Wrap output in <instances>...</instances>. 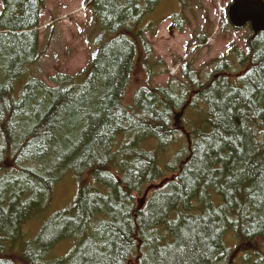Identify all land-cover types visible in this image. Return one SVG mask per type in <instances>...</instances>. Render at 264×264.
<instances>
[{
    "label": "trees",
    "instance_id": "obj_1",
    "mask_svg": "<svg viewBox=\"0 0 264 264\" xmlns=\"http://www.w3.org/2000/svg\"><path fill=\"white\" fill-rule=\"evenodd\" d=\"M162 2L88 0L90 63L51 87L30 70L44 56L46 0H1L0 264H225L229 233L238 243L264 237V32H247L249 55L232 49L205 77L186 61L155 87L168 66L147 38L157 21L145 18ZM173 21L184 33V13ZM138 70L145 79L127 106ZM183 139L177 180L139 209L136 196L167 179L153 141ZM71 184L76 196L57 210L56 190ZM30 219L38 227L27 237Z\"/></svg>",
    "mask_w": 264,
    "mask_h": 264
},
{
    "label": "rangeland",
    "instance_id": "obj_2",
    "mask_svg": "<svg viewBox=\"0 0 264 264\" xmlns=\"http://www.w3.org/2000/svg\"><path fill=\"white\" fill-rule=\"evenodd\" d=\"M232 3L233 0L189 1L187 8L183 11L188 21V26L183 34L175 31L171 20L167 19L158 26L159 33L155 38L147 36L156 52L155 58L161 57L168 65L166 74H161L154 78L153 85L155 87L167 86L170 78L179 73L180 65L185 60H193L195 62L194 67L200 71V74L207 75L217 67L216 64L211 65L209 63L226 57L233 48L244 52L245 55H249L247 32L251 28L237 31L236 28L231 26V23L228 22V11ZM180 6V0H163L155 12L146 16L145 22L158 21L179 13L181 10ZM1 7L0 5V9ZM43 14L44 16L40 23V33L44 56L40 63L28 68L31 70L39 67L36 75L33 76L40 75L47 83L51 84L49 78L55 76L56 73L64 72L74 75L87 68L91 59V52L86 44L85 35H87V30L91 27L92 14L87 0H47ZM49 26L52 27L51 31H53V34L50 32L46 34ZM202 33H206L208 36L207 44L202 45L201 48H191L193 38ZM207 64H209L208 67ZM144 79L145 73L138 70L133 77V84L125 97L126 105L130 104L132 100L134 101L133 97L137 92V88L143 85ZM19 80V83L17 82L16 84V97L21 90L18 87H20L22 80H26V76H22ZM194 117L199 121L203 120L199 115H194ZM184 145L185 140L183 139L172 146H164L163 150L158 145H153L152 150L161 155L163 165L168 166L170 160ZM168 167L167 174L172 175V167ZM172 176L170 177L172 178ZM171 178L169 180H173ZM157 189L153 188L147 192L144 191L141 196H136L139 209H141V203H145ZM76 190L77 187L73 184L66 187L60 186L56 190L54 204L57 210L67 208L68 204L76 196ZM54 213L52 212L50 216ZM28 222L30 223L25 224L24 227L26 232L24 236L27 237L35 234L33 225L38 227L32 219ZM225 241L228 247H233L229 262L227 260L228 263L225 264H264V237L255 241L240 242L238 247H236L237 241L229 233ZM69 247H71L69 243L61 244L57 248L56 254H67L70 250L68 249ZM16 261L21 263L19 259H16Z\"/></svg>",
    "mask_w": 264,
    "mask_h": 264
},
{
    "label": "water",
    "instance_id": "obj_3",
    "mask_svg": "<svg viewBox=\"0 0 264 264\" xmlns=\"http://www.w3.org/2000/svg\"><path fill=\"white\" fill-rule=\"evenodd\" d=\"M229 19L235 28L241 29L251 25L256 34L264 32V1L233 0Z\"/></svg>",
    "mask_w": 264,
    "mask_h": 264
},
{
    "label": "snow or ice",
    "instance_id": "obj_4",
    "mask_svg": "<svg viewBox=\"0 0 264 264\" xmlns=\"http://www.w3.org/2000/svg\"><path fill=\"white\" fill-rule=\"evenodd\" d=\"M178 250H182V249H178Z\"/></svg>",
    "mask_w": 264,
    "mask_h": 264
}]
</instances>
